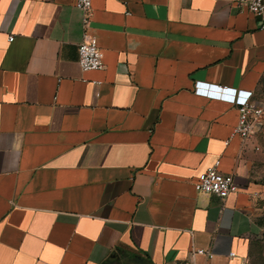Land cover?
Instances as JSON below:
<instances>
[{
  "label": "crops",
  "instance_id": "crops-1",
  "mask_svg": "<svg viewBox=\"0 0 264 264\" xmlns=\"http://www.w3.org/2000/svg\"><path fill=\"white\" fill-rule=\"evenodd\" d=\"M76 2L0 0V264H248L264 158L235 129L264 20L236 0H92L105 66L84 71ZM217 161L240 185L225 199L194 186Z\"/></svg>",
  "mask_w": 264,
  "mask_h": 264
},
{
  "label": "built area",
  "instance_id": "built-area-1",
  "mask_svg": "<svg viewBox=\"0 0 264 264\" xmlns=\"http://www.w3.org/2000/svg\"><path fill=\"white\" fill-rule=\"evenodd\" d=\"M236 1L240 8H246L264 20V0ZM76 6L83 11V26L85 28L84 38L78 45V62L84 71L102 69L105 66L103 51L98 44L97 37L89 33L93 11L92 0H77ZM13 40L14 36H9V41ZM237 107L239 121L235 133L245 140L264 126V105L251 98L239 103ZM194 186L198 192L214 194L222 199L237 192L240 188L236 175L222 173L218 168V161L197 176ZM198 252L207 254L203 249H199ZM207 255L211 256V254Z\"/></svg>",
  "mask_w": 264,
  "mask_h": 264
},
{
  "label": "rangeland",
  "instance_id": "rangeland-1",
  "mask_svg": "<svg viewBox=\"0 0 264 264\" xmlns=\"http://www.w3.org/2000/svg\"><path fill=\"white\" fill-rule=\"evenodd\" d=\"M253 99L264 105V82ZM255 135H257L259 149L264 158V126ZM260 204L264 207V200ZM247 261L248 264H264V232L251 236L248 242Z\"/></svg>",
  "mask_w": 264,
  "mask_h": 264
}]
</instances>
